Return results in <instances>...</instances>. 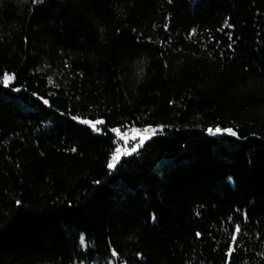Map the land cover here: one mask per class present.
<instances>
[{"label":"trees","instance_id":"obj_1","mask_svg":"<svg viewBox=\"0 0 264 264\" xmlns=\"http://www.w3.org/2000/svg\"><path fill=\"white\" fill-rule=\"evenodd\" d=\"M0 264H264V0H0Z\"/></svg>","mask_w":264,"mask_h":264},{"label":"snow or ice","instance_id":"obj_2","mask_svg":"<svg viewBox=\"0 0 264 264\" xmlns=\"http://www.w3.org/2000/svg\"><path fill=\"white\" fill-rule=\"evenodd\" d=\"M224 27H230L229 24H225ZM195 33V30H193V34ZM16 80L15 75H7L5 74L3 77V84L7 87L10 83H12L13 81ZM50 83H52V81H50ZM16 91H20L19 88L15 89ZM36 95V94H34ZM41 102L45 105H49L50 106V102L48 99L45 98H40ZM73 119H76V117H73ZM80 123L84 124V125H89L93 130L96 131H102V129H98L97 126L98 125H104L105 121L102 119H97L95 121L92 120H88V119H82L79 121ZM164 131L163 126H161L160 128H155V127H148L145 128L143 130L137 129V128H132L131 129V136L129 137L127 132L121 133L120 129H114L115 134L120 138L121 141L124 142L125 145H127L129 139H131L132 141H137L138 143L135 144V146L131 147L130 149L127 147L121 148V147H116L115 148V152L111 158V162L107 165V167L110 170H115L117 168V165L121 162L123 157L126 156H132L133 154L138 153V150L145 145V143L147 141H150L153 137L157 136L158 133H161ZM223 131H226L228 134L232 135V136H237V132L232 130V129H227V130H222L221 128L217 127L215 130L213 129H208V132L210 134H220ZM73 151H75V149H73ZM235 231L237 233H239L241 231L240 226L237 225L235 228ZM235 236H233V240L235 241ZM115 255V253H113ZM229 255H231V251L229 252Z\"/></svg>","mask_w":264,"mask_h":264},{"label":"rangeland","instance_id":"obj_3","mask_svg":"<svg viewBox=\"0 0 264 264\" xmlns=\"http://www.w3.org/2000/svg\"><path fill=\"white\" fill-rule=\"evenodd\" d=\"M100 125H98L97 127H99ZM161 126H158V127H155V128H160ZM131 129H128L127 131H121V133H124V132H127L129 137L131 136ZM137 129H140V128H137ZM145 129V128H144ZM140 130H143V129H140ZM117 136V135H116ZM117 142H118V147H121V148H124V147H127V148H131L133 146H135L136 143H138V140L137 141H132L131 139H129L127 145L124 144L123 141L120 140V138L117 136Z\"/></svg>","mask_w":264,"mask_h":264}]
</instances>
